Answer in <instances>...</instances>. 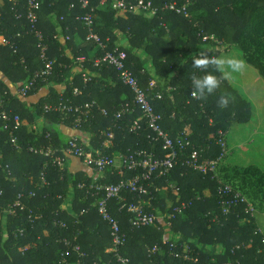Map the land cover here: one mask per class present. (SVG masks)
Masks as SVG:
<instances>
[{
    "label": "trees",
    "instance_id": "trees-1",
    "mask_svg": "<svg viewBox=\"0 0 264 264\" xmlns=\"http://www.w3.org/2000/svg\"><path fill=\"white\" fill-rule=\"evenodd\" d=\"M3 1L4 6L0 7V73L20 88L34 79L44 68V62L37 37L29 33L28 0ZM82 1H41L38 30L47 45V59L54 65L47 80L37 79L27 97L50 87L48 96L29 105L13 95L0 79V103L4 102L11 116H19L22 122L14 132L20 149L11 143V130H5V123L0 122V217L6 221V228H3L0 219V264H122L111 252L110 229L98 214L96 198L88 194L93 179L84 173H71L53 160L30 152L33 146L66 148L69 140L56 126L75 127L74 117L63 121L62 113L46 112V106L95 103L91 117L77 128L90 135L87 151L127 157L135 150L155 148L159 157L166 154L161 144L151 142V133L146 128L136 134L124 130L125 125L140 117L139 112L116 121L117 111L123 104L131 103L133 95L120 82L114 68L95 67L94 61L103 51L86 41L88 30L78 18L94 9L95 33L108 50L118 48L127 53L128 68L146 89L152 77L135 52L144 48L155 73L169 77V85L173 88V91L159 88L149 92L155 111L163 116V129L173 137L187 132L199 149L209 146L204 158H217L222 154L217 144L219 131L227 133L234 123H246L252 115L250 103L230 85L219 68L216 59L222 49L237 48L245 63L264 80V0H145L158 8L156 16L117 11L110 2L103 5L102 0H87L89 6L83 8ZM171 3L178 7L190 4L188 12L192 18L165 10V5ZM17 14L22 18L17 19ZM18 33L21 37H17ZM77 35L87 47L76 44ZM125 40L130 48L124 46ZM80 57L86 60L78 63ZM198 59L203 62L199 67L194 64ZM76 68L80 72L70 77ZM206 75L214 77L218 87L203 99L192 98V78ZM84 76L89 79L85 80ZM60 85H65L61 94L56 89ZM75 90H78L77 95ZM158 92L162 94L160 99L155 98ZM221 97L228 99L227 107L220 106ZM209 119L213 120V125ZM39 120L45 123L42 129L37 125ZM111 132L115 136L113 145L105 148ZM48 133L51 141L47 139ZM59 155L64 163L69 161L61 153ZM185 160L181 157L170 175L154 179L150 187L153 197L143 199L148 204L146 211L161 218L156 226L133 227L132 215L121 210L123 202L112 201L111 213L119 220L127 238L120 254L131 264H264V235L258 232L255 213H247V205L242 204L224 215L220 207L219 183L185 166ZM133 175L126 170L120 175L108 171L104 183L118 184ZM218 175L224 184L245 195L256 211L258 208L264 211V170L253 165L245 169L230 168L225 162ZM42 176L49 183L47 187L42 186ZM80 184H86L87 189H80ZM170 185L176 187L177 193L168 188ZM156 188L160 191L156 192ZM31 192L36 196L30 198ZM20 194L24 195L26 210L9 215V206ZM123 197L128 203L140 200L128 192L123 193ZM69 200L70 213L63 210ZM167 200L173 204L172 208H168ZM183 202L192 205L176 214L168 226L164 216L173 213ZM31 212L41 218L30 220ZM215 216H219V224L213 221ZM55 222H63L67 227H57ZM21 230L23 235H20ZM171 234L174 238H170ZM62 239L80 246L85 257L80 258L71 250L65 254L68 247L59 242ZM156 246L159 251L151 253ZM237 246L242 247L235 250ZM214 248L217 251L212 253Z\"/></svg>",
    "mask_w": 264,
    "mask_h": 264
},
{
    "label": "built area",
    "instance_id": "built-area-1",
    "mask_svg": "<svg viewBox=\"0 0 264 264\" xmlns=\"http://www.w3.org/2000/svg\"><path fill=\"white\" fill-rule=\"evenodd\" d=\"M42 0H28L27 4V20L29 22L30 31L29 33L34 34L38 39V47L41 50V59L44 62V68L36 73L34 79L24 84L19 88V96L22 98H27L28 92L33 88L37 79L47 80L51 75L52 67L54 65L53 61H48L46 52L47 45L44 43V38L41 32L38 30V12L41 9ZM108 2L112 5V8L117 11L127 12L132 15H137L140 13L149 14L151 16H156L159 13L158 8H156L151 2H146L145 0H102V4L105 5ZM89 2L87 0L82 1V7H88ZM190 4H186L182 7H178L176 3L166 4L164 9L174 11L178 14H184L187 18H192L188 12ZM73 7V6H72ZM94 10V9H93ZM93 10H91L93 12ZM92 12L84 15L78 20L83 22L84 27L88 30V35L86 41L93 43L98 49L103 51V55L94 61L95 67L108 66L114 68L118 72V78L120 82L126 86L133 95L131 103L123 104L121 109L117 111L115 119L116 121H121L126 115L131 113H140V117L134 120L130 125H125L124 130L131 134H136L146 128L150 131L149 136L151 142L154 144H161L162 149L166 151L164 157H159L157 151L153 148L151 151L144 149L135 150L129 152L130 155L127 157L120 154V157H114L104 154L102 151L93 153L92 151L86 150V145L84 146L77 137H72L69 139L68 146L64 149H57L53 145L37 147L33 146L30 148V152L34 154L42 155L46 158L53 160L54 164H59L63 168V157L59 155L61 153L66 158H76L85 162V165L92 169L94 173L98 175V178L94 180L88 186V194L96 198L95 206L98 210L99 216L102 220L107 223L110 229V235L112 239V249L111 252L114 253V257L117 261L122 264H131L128 258H124L120 254L121 248L125 245L127 238L123 233L119 220L113 216L111 213V203L114 200H120L123 202L122 209L127 210V212L132 215L131 224L135 228L156 226L157 222L161 219L158 214L148 213L145 209V205H148L143 199L146 196L153 197V192L150 190L152 187V181L154 179H160L171 174L172 170L177 164V161L182 157L186 158L184 161L185 166L201 173L205 176H211L213 180H216L220 187L218 190L220 207L224 215H228L234 207H238L242 204L247 205L246 212L254 215L255 208L249 202L247 197L243 195L240 191L236 190L233 186L229 184H224L218 171L220 166L226 162L227 157V133L219 131V138L217 144L222 148V154L217 158H204V154L210 149L208 146L206 149H199L194 146L189 138L187 132L179 133L176 137H173L169 132L165 131L161 125L163 121V116L155 111L152 104V97L149 93L150 91L159 90L156 83H150L148 88L144 89L141 86L140 80L134 75L131 69L127 66V53L118 48L114 50H108V46L101 40V38L94 31V17ZM22 16L17 14V19H21ZM17 37H21V33L17 34ZM206 39V38H205ZM7 44L9 42L5 40ZM14 47V46H13ZM16 52V50H15ZM201 57V55H200ZM86 60L85 57H80L77 59L78 63H83ZM85 80L89 78L84 76ZM78 94V90H75V95ZM162 94L160 92L155 95V98L160 99ZM192 98H195L192 95ZM95 103H86L84 105H75L71 102L59 104L58 106H46V112H60L64 115L63 121L70 118V116L75 118V128H79L82 123L87 121L91 115ZM104 115H107L105 110H102ZM174 117V115H173ZM210 124L213 125V120L209 119ZM0 122L5 123L4 129L11 130L10 137L11 143L17 149L18 139L14 132L18 130L21 125V119L19 116L12 117L11 114L5 109L4 102L0 103ZM13 124V125H11ZM36 129V126L34 127ZM109 139H114V133L111 132L108 135ZM47 139L51 141V135L47 134ZM112 145H109V147ZM108 148V145H104ZM155 147V146H154ZM191 149V152H187ZM123 170L134 173L133 177L122 180L118 184H107L104 180L107 179V172L109 171L112 175H120ZM42 186L47 187L49 185L48 181L44 176H42ZM80 189H87L86 184H80ZM168 188L174 189L177 193V189L174 185H170ZM156 192L160 189L156 188ZM128 192L140 199L136 203H128L123 197V193ZM36 196L35 192H31L30 198ZM98 198V199H97ZM24 195L20 194L17 200L9 206L7 212L9 215H16L19 211L23 212L26 210V206L23 203ZM154 200V198H152ZM144 201V202H143ZM150 203V202H148ZM168 208H172L173 204L168 202ZM192 203L183 202L179 206L173 209V213L164 216V220L168 221V226L171 225L170 221L175 218L176 214H180L186 209H188ZM33 212H31L32 214ZM33 217L41 218L37 213H33L30 220ZM214 222L220 223L219 216H215ZM55 226L65 229L67 225L63 222H55ZM262 233L260 230L258 231ZM24 231H20V235H23ZM63 243L69 251H73L79 254L80 258L85 257V253L82 252L80 246L75 243L62 239L59 241ZM166 243V241H165ZM242 246H237L235 250L240 249ZM159 251V247L156 246L151 250V253ZM232 264V263H227Z\"/></svg>",
    "mask_w": 264,
    "mask_h": 264
},
{
    "label": "rangeland",
    "instance_id": "rangeland-1",
    "mask_svg": "<svg viewBox=\"0 0 264 264\" xmlns=\"http://www.w3.org/2000/svg\"><path fill=\"white\" fill-rule=\"evenodd\" d=\"M82 45L79 41V46ZM225 50L222 49L219 68L233 88L251 102L252 113L248 122L234 123L228 131L226 164L230 168L245 169L253 165L264 170V80L254 68L245 63L237 48L231 46L228 52ZM255 215L258 228L264 235V211L255 209ZM170 238H174L172 234Z\"/></svg>",
    "mask_w": 264,
    "mask_h": 264
},
{
    "label": "crops",
    "instance_id": "crops-1",
    "mask_svg": "<svg viewBox=\"0 0 264 264\" xmlns=\"http://www.w3.org/2000/svg\"><path fill=\"white\" fill-rule=\"evenodd\" d=\"M3 6H4V1H3V0H0V7H3ZM60 34H61V33H59V35H60ZM79 41L83 43L82 46L85 45V47H87L85 41H84L82 38L78 37V35H77V36H76V39H75V42H76V44H77L78 46H79ZM123 43H124V46H125V47L130 48L129 45H128V42H127L126 40H125ZM82 46H81V47H82ZM79 47H80V46H79ZM225 51L228 52V50H225ZM225 51H223V54L225 53ZM68 52H69V51H67V53H68ZM135 52L139 55V57H140V59H141V61H142V63H143V66L145 67L146 71H148V73H149L150 76L152 77L150 83H156L157 86H158L159 88H161L163 91H173V88L169 85V84H170V78H169V77H167V78H163V77H161V76H158V75L155 73V68H154V66H153V64H152V62H151V58H150L149 56L146 55V53L144 52V48L141 49V50H136ZM221 55H222V52H221V54L219 55V57L216 59L218 65H219V59H220ZM220 70H221V69H220ZM79 72H80L79 68H76V71L73 72V74H71L70 77H73L75 74H77V73H79ZM221 72H222V71H221ZM223 75H224V74H223ZM224 77H225V79H227V77H226L225 75H224ZM0 79L3 80V81L7 84V86L9 87V89L11 90V92L13 93V95H16V96L20 97V99H21L22 101L27 102L29 105L37 104L41 98H44V97L48 96L49 93H50V87H47V88H43V89H41V90L38 92V94L35 95V96L27 97V98H22L21 96L18 95V94H19V88H17L18 84H12V83H10V81H9V80H8V79H7L2 73H0ZM227 80H228V79H227ZM228 82H229V80H228ZM229 83H230V85L233 87V85L231 84V82H229ZM20 88H21V87H20ZM56 89H57V91L61 94V93H63V91L65 90V85L57 86ZM236 90H237V89H236ZM239 94H240V93H239ZM240 95H241V94H240ZM241 96H242V95H241ZM248 102H249V101H248ZM250 103H251V102H250ZM37 125H38L39 128L41 127V129H42L43 127H45V123L43 122V120H39V121L37 122ZM53 125H54V124H53ZM54 126H55V125H54ZM49 127H50V125H47V128H49ZM56 128H58V130H59V131H60V132H61V133H62V134L68 139V140H69L70 138H72V137H77L81 142H83L84 145L89 146V144H90V135H89L88 133H85V132H83V131H80L79 129H77V128H75V127H74V128H71V127H68V126H66V125H57ZM113 140H114L113 138H112L111 140H107V141L104 143V145H108V147H109V145H113ZM119 157H120V154H117V158H119ZM68 159H69V161H68L67 163H64V164H63V168H65V169H69V171H70L71 173H84V174H86L88 177H90L91 179H93V181L96 180V179L98 178V175H97L96 173H94V172L92 171L91 168L87 167V166L85 165V162H84V161H82V160H80V159H76V158H74V159L68 158ZM70 201H71V200L67 201V202H66V205H65L64 208H63V210H66V211L69 212V213H70V209H69ZM166 202H167V204H168L169 201L167 200ZM0 219H1V217H0ZM1 222H3V228H6V221H5L4 218L1 219ZM6 237H7V235H6ZM166 238L169 239L168 237H166ZM166 238L164 239L165 241H167ZM177 239H179V238H177ZM185 247H186V249H187V248H188V245L185 244ZM216 251H217V249L214 248V249L212 250V253H215Z\"/></svg>",
    "mask_w": 264,
    "mask_h": 264
},
{
    "label": "clouds",
    "instance_id": "clouds-1",
    "mask_svg": "<svg viewBox=\"0 0 264 264\" xmlns=\"http://www.w3.org/2000/svg\"><path fill=\"white\" fill-rule=\"evenodd\" d=\"M203 62L199 59L194 61V64L199 67ZM218 87V81L211 75H206L202 78H192V95L197 99H203L207 95H211ZM229 101L225 97H221L219 104L222 107H227Z\"/></svg>",
    "mask_w": 264,
    "mask_h": 264
}]
</instances>
